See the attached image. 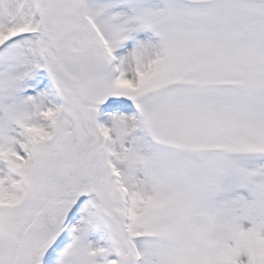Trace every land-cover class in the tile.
<instances>
[{"label":"snow or ice","instance_id":"1","mask_svg":"<svg viewBox=\"0 0 264 264\" xmlns=\"http://www.w3.org/2000/svg\"><path fill=\"white\" fill-rule=\"evenodd\" d=\"M0 264H264V0H0Z\"/></svg>","mask_w":264,"mask_h":264}]
</instances>
